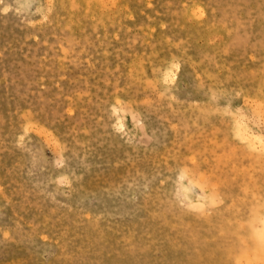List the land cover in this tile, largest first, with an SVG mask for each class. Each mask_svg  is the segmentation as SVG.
I'll return each mask as SVG.
<instances>
[{"label":"rangeland","instance_id":"1","mask_svg":"<svg viewBox=\"0 0 264 264\" xmlns=\"http://www.w3.org/2000/svg\"><path fill=\"white\" fill-rule=\"evenodd\" d=\"M264 0H0V264H264Z\"/></svg>","mask_w":264,"mask_h":264},{"label":"snow or ice","instance_id":"2","mask_svg":"<svg viewBox=\"0 0 264 264\" xmlns=\"http://www.w3.org/2000/svg\"><path fill=\"white\" fill-rule=\"evenodd\" d=\"M261 143L264 144V139L261 140Z\"/></svg>","mask_w":264,"mask_h":264}]
</instances>
